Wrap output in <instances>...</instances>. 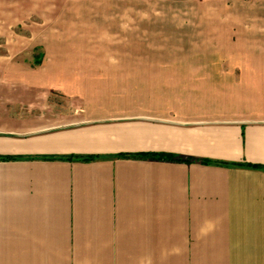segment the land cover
Here are the masks:
<instances>
[{
    "label": "crops",
    "instance_id": "0c3cea01",
    "mask_svg": "<svg viewBox=\"0 0 264 264\" xmlns=\"http://www.w3.org/2000/svg\"><path fill=\"white\" fill-rule=\"evenodd\" d=\"M198 3L0 72V264H264V0Z\"/></svg>",
    "mask_w": 264,
    "mask_h": 264
},
{
    "label": "rangeland",
    "instance_id": "374dc122",
    "mask_svg": "<svg viewBox=\"0 0 264 264\" xmlns=\"http://www.w3.org/2000/svg\"><path fill=\"white\" fill-rule=\"evenodd\" d=\"M198 1L0 0V72L17 62L39 65L60 49L95 55L91 48L106 45L91 41L100 35L94 27H194Z\"/></svg>",
    "mask_w": 264,
    "mask_h": 264
},
{
    "label": "trees",
    "instance_id": "16d2710c",
    "mask_svg": "<svg viewBox=\"0 0 264 264\" xmlns=\"http://www.w3.org/2000/svg\"><path fill=\"white\" fill-rule=\"evenodd\" d=\"M147 156V155H146ZM154 158H159L161 160H173V161H181V159L179 157H176V156H166V155H153ZM136 157H140V156H136ZM79 159L81 160H84V161H88V160H91L93 157H78Z\"/></svg>",
    "mask_w": 264,
    "mask_h": 264
}]
</instances>
